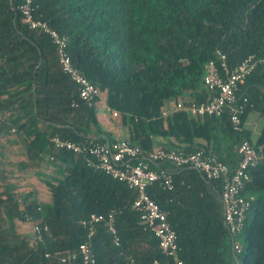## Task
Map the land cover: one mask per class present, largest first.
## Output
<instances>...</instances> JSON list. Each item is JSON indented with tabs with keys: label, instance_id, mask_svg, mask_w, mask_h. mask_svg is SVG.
Segmentation results:
<instances>
[{
	"label": "trees",
	"instance_id": "1",
	"mask_svg": "<svg viewBox=\"0 0 264 264\" xmlns=\"http://www.w3.org/2000/svg\"><path fill=\"white\" fill-rule=\"evenodd\" d=\"M22 3L0 0V264H81L78 257L61 259L87 241L95 264L163 263L156 238L132 209L136 190L51 143L53 137L78 144L116 140L94 129L95 107H71L77 91L61 73L51 39L22 22L16 9ZM32 6L34 20L67 38L72 66L100 94L106 92L107 100L110 93L117 95L115 118L120 114L124 126L125 117L130 120L123 140L150 152L159 138L157 148L202 151L230 171L242 140L264 153V127L254 139L244 128L249 114L264 115L263 64L241 87L252 104L240 116L241 134L232 131L226 114L190 117L184 109L209 100L203 69L216 51L231 68L248 56L264 60V0H33ZM169 100L181 101L182 109L162 118L160 106ZM13 144L20 151L7 155L6 146ZM47 163L53 175L44 182L46 203L34 191L18 199L12 186L1 182ZM249 176L240 193L251 203L238 254L222 223L218 182L183 171L174 173L173 192L157 184L147 188L169 212L182 264H264V161ZM111 212L119 246L102 224L88 240L82 222ZM26 224L47 228L41 241L33 243L31 232L18 231Z\"/></svg>",
	"mask_w": 264,
	"mask_h": 264
},
{
	"label": "built area",
	"instance_id": "2",
	"mask_svg": "<svg viewBox=\"0 0 264 264\" xmlns=\"http://www.w3.org/2000/svg\"><path fill=\"white\" fill-rule=\"evenodd\" d=\"M32 2L33 0H23L16 9L23 17L22 22L27 24L29 29L40 30L55 46L61 73L68 77L77 91V99L72 100L71 107L78 108L80 104L89 109L95 107L101 95L99 90L72 66L67 52V38L51 29L46 22L34 20ZM259 64L264 65V60L248 56L239 65L231 68L225 55L216 51L215 59L205 64L202 76V84L210 98L204 103H191L184 108L186 113L190 117H221L226 114L232 131L241 134L243 125L240 116L247 105L252 107L248 98L241 93V87ZM105 107L109 112L110 109ZM180 109L181 104L174 103L161 111V117L166 118L170 113ZM113 115L116 117L117 113L114 112ZM51 143L55 149L81 156L88 167L136 190L137 196L132 209L138 213L140 223L156 238L158 248L166 258L163 263L155 260L153 264H182L177 258L176 234L168 219L169 212L147 194V188L155 184L167 192H173L175 172L194 171L208 183H219L218 198L222 206V223L232 250L236 254L240 253L239 236L251 203V199H246L240 193L250 181L249 172L264 161L261 148L256 149L247 140H242L237 147V165L230 171L227 165L202 151L184 152L154 148L150 152H144L138 145L127 140L78 144L53 137ZM165 165L170 166L172 170L163 168ZM100 224L108 229L114 244L119 246L112 212L107 216L91 215L82 222L87 231V239L94 235L96 227ZM41 230L47 232L46 227L40 229L39 226L31 224L33 243L41 241ZM77 257L80 258L81 264H95V255L89 241L80 244L76 253L67 255L61 262L64 263L68 259L73 261Z\"/></svg>",
	"mask_w": 264,
	"mask_h": 264
},
{
	"label": "rangeland",
	"instance_id": "3",
	"mask_svg": "<svg viewBox=\"0 0 264 264\" xmlns=\"http://www.w3.org/2000/svg\"><path fill=\"white\" fill-rule=\"evenodd\" d=\"M110 99L107 100V93L104 92L100 95V99L95 106V121L94 129L100 131L103 134H106L110 139L113 140H123L128 137V125L130 120L128 117H125L127 125H122L120 120V114L118 118H115L113 113L118 111V97L115 93H110ZM179 102V100H178ZM163 103L160 106V110L165 107ZM107 106L110 111L108 112L105 108ZM162 111V110H161ZM264 127V115L260 113H251L244 123V128L251 131V139H254L256 134L255 131L259 132ZM14 149L8 150L6 153L9 155ZM13 168H7L10 170ZM53 167L50 164H45L41 173L35 174V171H23L18 174L11 173L9 177L5 180H2L3 183H8L12 186L15 196L18 199H21L25 193L29 191H34L36 197L40 199V202L48 201V192L46 190L45 181L50 180L53 175Z\"/></svg>",
	"mask_w": 264,
	"mask_h": 264
},
{
	"label": "crops",
	"instance_id": "4",
	"mask_svg": "<svg viewBox=\"0 0 264 264\" xmlns=\"http://www.w3.org/2000/svg\"><path fill=\"white\" fill-rule=\"evenodd\" d=\"M98 103V102H97ZM96 103V104H97ZM174 103H178V104H181L182 105V102L181 101H173V100H169V101H167V103L165 104V107L162 109V110H165V109H167V108H169L172 104H174ZM96 106V105H95ZM248 117H249V115H248ZM247 117V118H248ZM255 134L256 135H258L259 134V132H257V131H255ZM163 141H162V139H159V138H155V140H154V148H157V147H159L160 146V144L162 143ZM7 147V151H6V153L8 152V150H11V149H14V151L15 152H18V151H20L19 149H20V145L19 144H13V145H8V146H6ZM18 159L17 160H19V162H21L22 161V158H20V157H17ZM15 160H16V158H15ZM166 166V165H165ZM13 167V169H16L17 167H15V165L14 166H12ZM169 167V166H168ZM41 169H42V167H40ZM170 168V167H169ZM41 169H38L37 171H35V174H37V173H41L40 171H41ZM166 169H168V168H166ZM168 170H171V169H168ZM19 173V172H18ZM18 173H16V174H18ZM18 231L19 232H21V233H23V234H25V235H29L30 234V232H31V226L29 225V224H26V225H21V226H19V228H18Z\"/></svg>",
	"mask_w": 264,
	"mask_h": 264
}]
</instances>
